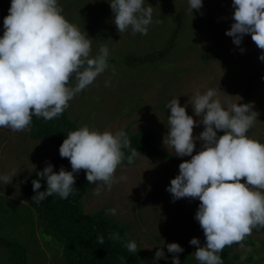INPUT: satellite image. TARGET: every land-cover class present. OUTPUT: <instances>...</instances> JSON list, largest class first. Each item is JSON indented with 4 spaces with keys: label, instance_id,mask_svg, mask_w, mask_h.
<instances>
[{
    "label": "rangeland",
    "instance_id": "1",
    "mask_svg": "<svg viewBox=\"0 0 264 264\" xmlns=\"http://www.w3.org/2000/svg\"><path fill=\"white\" fill-rule=\"evenodd\" d=\"M109 2L58 0L64 17L92 38L91 56L97 55L102 45H107L110 53L109 67L70 100L65 110L79 127L113 133L126 126L132 132L149 131L160 149L180 160H190L191 156H177L167 143L168 101L177 97L187 114L199 122L201 117L195 116L190 103L197 90L203 94L219 89L217 96L225 106L242 103L244 88L257 74L250 102L258 116L247 136L264 143V69L259 59L264 50L255 45L250 34L243 36L239 46L225 34L234 22L232 0H202V8L193 9L192 14L189 0H145V6L153 8L147 35L132 34L131 29L119 33ZM10 4L11 0H0V37ZM75 84L73 78L70 86ZM203 128L197 123L193 136L198 137ZM29 132L0 128V175L18 171L10 184L0 181V236L24 243L29 264H65L62 244L41 233L33 210L21 194L34 166L48 163L55 154L50 143L32 140ZM195 145L193 154L201 150L202 142L195 140ZM178 172V166L162 157L138 155L136 163L118 166V182L111 190L104 186L97 196L93 191L96 184H91L83 196L84 212L115 208L116 214L109 216L125 227L126 241H135L137 264H172L173 254L167 245L173 242L183 248L177 254L181 264H200L195 259L196 246L189 243L193 237L201 246L206 242L195 219L200 201L173 200L167 191ZM121 176L126 179L119 180ZM249 236L253 245L243 243L242 248L235 244L231 264H264V232ZM158 248L164 250L167 259H154ZM184 253L187 257L181 258ZM7 257L0 246V264H8Z\"/></svg>",
    "mask_w": 264,
    "mask_h": 264
},
{
    "label": "clouds",
    "instance_id": "2",
    "mask_svg": "<svg viewBox=\"0 0 264 264\" xmlns=\"http://www.w3.org/2000/svg\"><path fill=\"white\" fill-rule=\"evenodd\" d=\"M109 4L119 33L131 29L132 34L147 35L153 8L145 6V0H110ZM232 7L234 22L225 34L237 46L245 34H250L255 45L264 50V0H232ZM201 8L202 0H189L191 14ZM62 11L58 0H11L0 37V128L20 132L30 130L33 116L45 121L57 118L70 100L109 67L107 45L91 56L92 38L70 23ZM259 59L264 61V52ZM73 78L76 84L70 86ZM105 83L108 86L109 82ZM218 90L208 89L203 94L197 90L192 97L190 103L195 116L201 117L199 122L187 114L177 97L165 105L170 109L167 143L177 156H191L179 164L167 191L173 200L200 201L195 219L206 242L201 246L196 237L189 241L196 246L195 259L200 264H223L220 254L225 247L238 244L243 248L252 230L264 227V143L247 136L258 113L251 102L225 106ZM197 123L204 128L194 137ZM218 131L223 134L218 135ZM195 140L202 142V148L193 154ZM125 149L130 152L127 157ZM139 153L122 129L113 133L81 126L69 132L59 146V154L69 160L71 171L61 166L54 172L48 163L37 173L46 178L47 187L39 191L40 180H33L32 200L40 203L53 194L61 199L75 195L78 189L73 173L81 169L88 183L96 184L93 191L98 196L104 186L111 190L118 182L115 172L124 159L132 164ZM17 172L13 169L0 175V181L10 184ZM108 212L115 215L116 209ZM109 239L119 240V233L109 234ZM97 243L102 245L104 237L99 236ZM126 248L129 253L138 251L135 241L128 242ZM167 251L173 254L172 264H181L177 254L183 248L178 243H169ZM161 258L167 259L164 250L158 248L154 259Z\"/></svg>",
    "mask_w": 264,
    "mask_h": 264
},
{
    "label": "trees",
    "instance_id": "3",
    "mask_svg": "<svg viewBox=\"0 0 264 264\" xmlns=\"http://www.w3.org/2000/svg\"><path fill=\"white\" fill-rule=\"evenodd\" d=\"M262 68L264 69V61ZM256 75L251 77L244 88L242 103L250 102ZM78 128L80 127L77 120L71 119L66 111L50 121L33 116L29 136L32 140L46 141L53 146L55 154L48 163L53 165L54 172H58L61 166L66 171H71L69 160L62 158L59 154V146L69 132ZM122 130L129 136L131 146L140 152L138 155L162 157L176 166H179L183 161L160 149L156 145L153 133L149 131L132 132L128 126ZM217 134L222 135L223 133L219 131ZM124 151L125 157H127L130 152L128 149ZM48 163L34 166L21 187V194L25 196L28 206L33 210L41 233L52 235L62 244L65 264H137V252L129 253L126 248L128 241H126L125 227L109 216L107 207L92 214L84 212L83 196L91 186L86 180L85 170L81 169L78 173H73L75 176L74 187L78 189L75 195L61 199L58 195L53 194L40 203H35L32 200L35 195L32 188L33 180H40L39 191H44L47 187L46 178L39 177L37 173L43 171ZM134 163H136V158L132 164ZM132 164H128L126 158L121 163V165ZM252 232H264V227L254 228ZM111 233H119L120 239H109ZM99 236L104 237L102 245L97 243ZM253 242L250 236H247L243 241L247 246H252ZM0 246L8 253V264H29L28 248L24 243L0 236ZM234 246L235 244L225 247L220 254L223 264H231L230 253ZM234 256L236 257V255ZM180 257L186 258L187 255L180 254Z\"/></svg>",
    "mask_w": 264,
    "mask_h": 264
}]
</instances>
